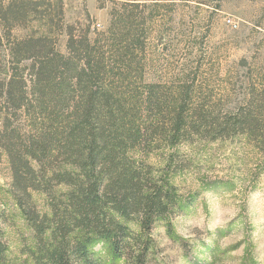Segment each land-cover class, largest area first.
Masks as SVG:
<instances>
[{"label":"trees","instance_id":"trees-1","mask_svg":"<svg viewBox=\"0 0 264 264\" xmlns=\"http://www.w3.org/2000/svg\"><path fill=\"white\" fill-rule=\"evenodd\" d=\"M136 22L117 17L94 39L88 29L76 35L70 28L67 56L49 38L13 44V72L0 90L9 106L0 110V155L9 158L17 204L34 231L35 264H99L92 248L100 243L145 264L151 241L134 242L130 224L151 235L188 204L135 152L243 135L264 153V88L252 85L244 104L225 113L192 101L187 85L142 90ZM24 61H31L29 75L20 72ZM11 109L25 110L27 132ZM53 183L67 191L53 195ZM33 193L49 196V214L37 211ZM0 264H11L1 229Z\"/></svg>","mask_w":264,"mask_h":264},{"label":"rangeland","instance_id":"rangeland-1","mask_svg":"<svg viewBox=\"0 0 264 264\" xmlns=\"http://www.w3.org/2000/svg\"><path fill=\"white\" fill-rule=\"evenodd\" d=\"M117 17L135 19L144 41L141 85H158L173 93L189 86L195 103L204 101L221 113L244 104L249 87L264 88V0H0V90L12 74L13 44L49 38L68 55L69 30L105 34ZM31 61H24L21 73ZM25 69V70H23ZM23 70V71H22ZM6 95L0 110L9 107ZM28 102V101H27ZM24 132V111L16 112ZM0 111V130L6 116ZM167 179L188 204L151 235L137 222L136 240L151 241L145 264H264V153L247 136L196 140L153 153L135 152ZM7 154L0 155V229L11 264H35L34 231L23 216L13 190ZM53 195L67 191L55 186ZM41 214L50 213L47 194L33 193ZM99 264H135L114 256L109 245L92 248Z\"/></svg>","mask_w":264,"mask_h":264},{"label":"built area","instance_id":"built-area-1","mask_svg":"<svg viewBox=\"0 0 264 264\" xmlns=\"http://www.w3.org/2000/svg\"><path fill=\"white\" fill-rule=\"evenodd\" d=\"M0 125H1V123H0Z\"/></svg>","mask_w":264,"mask_h":264}]
</instances>
